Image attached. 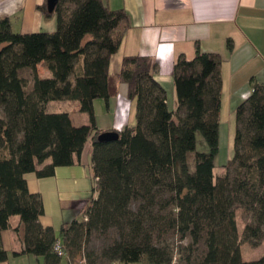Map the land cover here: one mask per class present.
Instances as JSON below:
<instances>
[{
    "label": "trees",
    "instance_id": "16d2710c",
    "mask_svg": "<svg viewBox=\"0 0 264 264\" xmlns=\"http://www.w3.org/2000/svg\"><path fill=\"white\" fill-rule=\"evenodd\" d=\"M46 12L45 4L39 6ZM52 32L15 33L0 19V264L8 254L1 232L17 216L18 254L59 264L56 241L70 264H264L246 261L240 246L264 243V83L235 109L234 154L227 172L214 175L221 107V57L196 47L173 62L176 109L157 80L150 56L125 55L111 74L110 59L123 40L127 15L103 0H58ZM232 41L226 48L232 50ZM45 63L52 76H38ZM30 72L31 86L20 75ZM126 86L134 123L118 138L99 141L93 101ZM70 100L87 114L76 126L68 112H50L51 101ZM207 152L195 151V134ZM89 136L96 198L58 235L38 222L43 206L27 189L25 174L49 177L81 155ZM193 154L189 170L187 154ZM243 228L239 233L237 213ZM98 241V245L94 244Z\"/></svg>",
    "mask_w": 264,
    "mask_h": 264
},
{
    "label": "crops",
    "instance_id": "0c3cea01",
    "mask_svg": "<svg viewBox=\"0 0 264 264\" xmlns=\"http://www.w3.org/2000/svg\"><path fill=\"white\" fill-rule=\"evenodd\" d=\"M103 2L111 9H123L127 15L123 40L110 59V73L117 72L116 68H119L125 55L152 57L158 67L156 78L167 91L169 108H175L176 100L172 81L173 62L179 55L191 58L196 47L202 52L218 53L221 57V101L227 94L237 106L251 93L254 82L264 83V0ZM43 4L45 0H0V19L8 18L11 30L15 33L52 32L56 28V19L53 13L41 12L39 6ZM227 38L233 44L231 51L226 48ZM117 92L128 101L120 110L117 107V95L107 101L101 98L93 101L96 127L101 131L115 130L119 122H123L122 128L134 123V118L130 122V114L133 112L134 117V109L133 102L126 96V86L119 83ZM76 108L75 104L72 112L80 113ZM124 111L123 119L120 114ZM50 112L62 111L52 109ZM99 116L106 117V120L99 121ZM91 139L92 136H89L80 157L73 164L56 167L54 174L49 177L38 178L34 173L24 176L28 191L38 194L42 202L43 213L38 222L43 227L52 228L55 235H58L62 226L83 218L85 208L96 198ZM17 225L18 217L12 216L10 227L1 232L3 247L8 254L5 264H44L41 256L13 254L22 248L21 234L14 230ZM261 244L256 247L250 245L251 250L259 249V253L248 250L247 259L243 257L240 246L242 258L250 261L262 256L264 247ZM59 264L70 263L62 257ZM129 264L149 263L142 260Z\"/></svg>",
    "mask_w": 264,
    "mask_h": 264
},
{
    "label": "rangeland",
    "instance_id": "374dc122",
    "mask_svg": "<svg viewBox=\"0 0 264 264\" xmlns=\"http://www.w3.org/2000/svg\"><path fill=\"white\" fill-rule=\"evenodd\" d=\"M54 18L55 15H54ZM121 64V63H120ZM119 64V68H120ZM119 68H116V71L119 70ZM38 76L41 78H48L52 76L51 71L47 68L45 63H41L38 65ZM30 72L28 69H22L20 71V75H23L27 79V86L26 88L29 89L31 86V80H30ZM169 95V94H168ZM171 103V100H170ZM75 102L70 100H61V101H51L46 106L47 111H51L52 109H57L59 111L70 112V116L72 119V123L74 125H80V123H88L87 114L85 113H75L72 112L75 107ZM177 103L175 100V108L176 109ZM235 109L236 104H234L229 98L227 94H224V97L221 101V107L219 111V125H218V151L214 158V168L213 173L214 175H223L227 172V164L232 159L234 154V133H235ZM95 113V112H94ZM133 112L130 114V122L133 120ZM101 119V120H100ZM106 117H100L99 121H105ZM134 121V120H133ZM195 151L199 152H207L208 147L206 142L204 141L202 135L199 132H196L195 134ZM193 154L194 152H190L187 154V164L189 167V170H193ZM17 218V216H14ZM242 216L241 212L237 213V226L239 233L242 232ZM95 245H98V241H94ZM262 248L264 247V243L261 244ZM251 246L247 242H243L241 244V250L243 257L245 259L248 258L247 251L249 250L251 253H259V249L251 250Z\"/></svg>",
    "mask_w": 264,
    "mask_h": 264
},
{
    "label": "built area",
    "instance_id": "2783aa9c",
    "mask_svg": "<svg viewBox=\"0 0 264 264\" xmlns=\"http://www.w3.org/2000/svg\"><path fill=\"white\" fill-rule=\"evenodd\" d=\"M116 98H117V107H118V110H120L122 107L125 106V104H126L128 101L125 100V98L122 97L120 94H117ZM118 110H117L116 115L118 114ZM121 115H123L122 117H123V119H124V118H125V111L123 112V114H120V117H121ZM122 123H123V122H119V123L116 125V128H115L116 131H120V130L122 129V126H123ZM53 250H54V252H55L58 256H60V257H66V254H65V252H64V250H63V248H62V246H61V242H60V241H56V242L54 243V245H53ZM78 264H85V262H84V260H81V261L78 262Z\"/></svg>",
    "mask_w": 264,
    "mask_h": 264
},
{
    "label": "water",
    "instance_id": "95a60500",
    "mask_svg": "<svg viewBox=\"0 0 264 264\" xmlns=\"http://www.w3.org/2000/svg\"><path fill=\"white\" fill-rule=\"evenodd\" d=\"M58 0H45V8L47 13H52L57 4ZM118 138V131L106 130L99 133L96 137L99 141H112Z\"/></svg>",
    "mask_w": 264,
    "mask_h": 264
}]
</instances>
